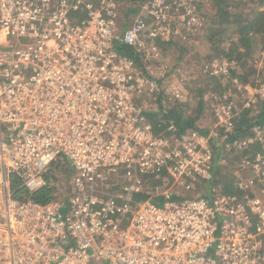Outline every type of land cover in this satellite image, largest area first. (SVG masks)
<instances>
[{
    "label": "built area",
    "instance_id": "1",
    "mask_svg": "<svg viewBox=\"0 0 264 264\" xmlns=\"http://www.w3.org/2000/svg\"><path fill=\"white\" fill-rule=\"evenodd\" d=\"M202 12L145 0L121 28L118 0H0V264H264V124L231 139L228 101L207 133L155 132L144 114L146 100H181L148 62L176 34H199ZM207 65L244 89L234 59ZM252 91L240 106L264 99V83ZM54 162L68 167L64 199L13 196L12 177L35 191ZM215 167L237 172L233 191L171 199Z\"/></svg>",
    "mask_w": 264,
    "mask_h": 264
},
{
    "label": "rangeland",
    "instance_id": "2",
    "mask_svg": "<svg viewBox=\"0 0 264 264\" xmlns=\"http://www.w3.org/2000/svg\"><path fill=\"white\" fill-rule=\"evenodd\" d=\"M118 1H121L122 7L125 8L129 2V0ZM197 1L202 4V14L206 21L209 15L214 14L215 10L212 9V5L209 0ZM134 4L135 3L132 5L134 6ZM243 5H241L244 8L242 12L237 10L235 7L230 9L235 22L241 21L251 14L253 4L243 3ZM262 9H264L262 5L258 6V10ZM133 17L134 16L131 13L128 20L130 21ZM124 19L121 18L120 20L121 28H123ZM205 27L199 34H182L185 38H182L180 34H176L169 43L167 41V44L164 42L160 45V55L156 62L152 60L147 62L148 64L151 63L150 65L159 66L161 70L165 72V76L161 80L163 87L173 84L181 90L182 98L179 102L184 103L185 100L187 101L186 104L184 103L185 109H188L186 111L187 113L190 112L193 114L196 111L197 99H200V97L203 98L204 96L207 97V103L203 104L202 114L197 119L196 125L199 128L206 127V129H210L216 123L217 116H215L214 112L218 106H222L224 108L228 102H232L239 107L242 103H245L249 97H251V91L254 87H259V85L264 83V50L261 51L259 58H257L258 54H254L253 57L251 55L252 52L251 54L249 53L243 56H235L240 65V69L236 70L239 71L237 78L245 81L239 83V87L243 84L244 89L241 87V90H239L240 88L237 89V87H234L230 83H225L221 86V83L217 78L211 79L207 76L209 70L211 69V65L207 64L212 62V59L218 56H225L226 52L230 49V47H232L236 39L240 37V34L233 29L234 26L231 28H224L223 30L220 28L216 30L219 37L211 40L209 36L212 33L209 34ZM244 44L245 43L243 42L242 44H239L236 51H242L244 49ZM185 78L186 80L184 81ZM238 91L241 92L238 93ZM223 92L224 94H226L225 92H231L233 95L229 100H225L222 95L216 97L213 96L219 95V93ZM151 101L152 100H150V102ZM148 102L149 100L144 101V107H146ZM255 103L252 104L253 107L257 106ZM67 170L68 167L62 164L58 166L57 173L60 179L69 175ZM237 180V172L235 170L215 167L211 179L193 180L194 187L190 190H183L182 195L178 196V198H189L194 195H200L202 191L201 188L206 190L208 184H211L216 189H219L220 184L225 186L223 182L230 187V191H233L234 183Z\"/></svg>",
    "mask_w": 264,
    "mask_h": 264
},
{
    "label": "trees",
    "instance_id": "3",
    "mask_svg": "<svg viewBox=\"0 0 264 264\" xmlns=\"http://www.w3.org/2000/svg\"><path fill=\"white\" fill-rule=\"evenodd\" d=\"M145 0H129L128 4L125 7H122L121 1H118L120 11L125 14L126 21L129 19V15L135 14L138 11V6L140 3ZM212 5V9L215 10L213 15H209L205 22V29L211 34L209 37L211 40L217 39L218 33L216 30L222 28L233 27L234 30L240 34V37L236 39L232 47L226 52L225 56L221 55L226 59H234L237 62L238 69H240L239 61L235 56H243L245 54H251L254 57V54H258L257 58L260 57L261 51L264 50V9L258 10V6L262 5L264 7V0H209ZM133 3L134 6L132 5ZM195 3L202 8V4L195 0ZM243 3H252V11L245 19L241 21H234L230 9L235 7L237 10L242 12ZM243 5V6H241ZM203 15V14H202ZM126 21L123 23V27L127 25ZM211 31V32H210ZM244 44V49L242 51H236V48L239 44ZM166 43V42H165ZM167 44V43H166ZM116 49L120 54L127 55L133 58L137 63L140 62L139 57L133 51V49L126 44L121 42L116 43ZM239 71H232V75L236 78L238 77ZM207 74V73H206ZM207 76L211 79L217 78L221 83V86L225 83H230L234 87L237 85L231 78L222 75H211L210 73ZM186 78L184 79V81ZM239 80V79H238ZM243 82L242 80H239ZM245 82V81H244ZM163 83H160V86L163 87ZM235 90V88H234ZM183 91V90H182ZM238 93H240L238 91ZM222 93H219L221 96ZM163 96V93L160 92V96ZM233 94L228 95L227 98H231ZM227 96V95H226ZM196 102V111L191 114L187 113L188 109H185L186 100L183 102H177L176 100L170 101L168 106L162 109L155 108L154 102L149 100L146 107H144V114L147 120L152 124L155 132L164 133L167 125L171 122L176 127V135L183 133L186 130L196 128L202 133H207L209 129L199 128L196 125V121L199 116L202 114L203 104L207 103V97L197 99ZM151 104V105H148ZM257 106H239L237 114L233 118V126L231 127V139L233 138H242L244 136L250 135L252 133V128L255 125L264 124V99H258L255 103ZM60 163L51 164L47 171L44 174L45 183L39 189L29 192L24 187L20 186L19 180L15 177L11 178V189L13 196L17 199H33L39 202H47L52 199H64L65 198V183L67 176L57 180V168ZM224 183V191H230V187ZM135 200H144L151 198L152 201L161 203L163 197L160 195H151L150 193L142 192L136 193L133 195ZM171 199H178V195L172 196Z\"/></svg>",
    "mask_w": 264,
    "mask_h": 264
},
{
    "label": "crops",
    "instance_id": "4",
    "mask_svg": "<svg viewBox=\"0 0 264 264\" xmlns=\"http://www.w3.org/2000/svg\"><path fill=\"white\" fill-rule=\"evenodd\" d=\"M120 14H121V18L124 19V18H125V14L122 13L121 11H120ZM134 15H135V14H133V16H134ZM130 21H131V20H130ZM130 21H129V20L126 21L127 25H128V23H129ZM123 22H125V19L123 20ZM127 25H126V26H127ZM126 26H125V27H126ZM123 28H124V27H123ZM169 42H170V41H168V43H169ZM166 43H167V42H166Z\"/></svg>",
    "mask_w": 264,
    "mask_h": 264
}]
</instances>
